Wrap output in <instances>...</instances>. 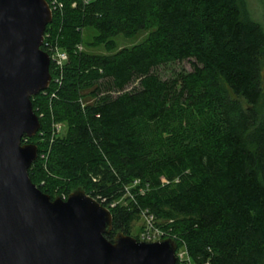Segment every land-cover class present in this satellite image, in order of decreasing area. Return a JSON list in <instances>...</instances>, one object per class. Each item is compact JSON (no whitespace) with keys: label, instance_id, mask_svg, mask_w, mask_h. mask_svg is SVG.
I'll return each instance as SVG.
<instances>
[{"label":"trees","instance_id":"trees-1","mask_svg":"<svg viewBox=\"0 0 264 264\" xmlns=\"http://www.w3.org/2000/svg\"><path fill=\"white\" fill-rule=\"evenodd\" d=\"M53 1L42 50L51 55L49 42L68 60L62 71L51 63L49 89L32 98L41 123L35 137L23 140L38 147L32 183L52 199L82 189L106 205L131 186L144 195L108 205V240L131 235L148 210L169 222L160 228L172 233L190 264H263L264 28L243 1ZM87 29L113 54L79 52ZM142 32L149 34L143 43L116 52L115 37ZM183 61H193V70L181 80L155 72ZM197 111L208 117L196 122ZM55 123L66 125L64 135L53 131Z\"/></svg>","mask_w":264,"mask_h":264},{"label":"water","instance_id":"water-1","mask_svg":"<svg viewBox=\"0 0 264 264\" xmlns=\"http://www.w3.org/2000/svg\"><path fill=\"white\" fill-rule=\"evenodd\" d=\"M53 11L47 0H0V264H176L173 238L141 242L82 189L52 199L29 176L41 129L32 98L49 89L42 50Z\"/></svg>","mask_w":264,"mask_h":264},{"label":"rangeland","instance_id":"rangeland-1","mask_svg":"<svg viewBox=\"0 0 264 264\" xmlns=\"http://www.w3.org/2000/svg\"><path fill=\"white\" fill-rule=\"evenodd\" d=\"M243 4V10L246 11L248 16L258 22L263 28H264V0H242ZM96 33L93 29H87L84 32V44L78 46V51L79 52H84V54L88 55H93V56H110L113 54V52H108L105 49L104 45H98L94 41ZM148 32H142L137 36L134 37H124V36H118L114 38V41L116 42V52L124 49V48H132L135 45L143 43L147 38H148ZM59 50H63L64 52L65 49L58 47ZM115 53V52H114ZM75 63V60L72 61ZM193 61H183V62H175V63H169V64H164L162 66H159L156 68L155 72L156 74L159 75V77L163 80H181L182 76H184L187 73L192 72L193 70ZM74 66V65H73ZM260 77H261V86H262V91H263V96H264V48L262 50L261 54V59H260ZM137 83L131 85L128 90H131L132 88L136 87ZM225 89H227V92L234 98V95L231 93V91L226 88V86L223 85ZM89 103L94 102V98L92 96L88 97ZM85 100H82L83 106H85ZM88 103V104H89ZM198 116L196 117L195 115V121L197 122L201 120L202 117H208V114L205 113V111H197ZM53 131L57 132L58 134L64 135L66 133V125L64 123H55L52 126ZM39 143L40 145H43L46 140L43 137V134L39 136ZM96 181V179H95ZM122 196L121 198L114 203L111 204H104L107 203L106 199L102 200V205L108 209V205L110 207H114L116 204H121L123 206L128 205L130 202L136 203L137 196L140 194L144 195L142 190H136V192H132V187L131 186H125V189H123ZM57 198V196H55ZM66 199V198H64ZM152 215L149 213L148 210H144L141 212V215L132 223L131 227V235L134 237L136 240L138 238L136 237L137 235L141 236L143 230L148 226V220L149 216ZM153 216V215H152ZM154 217V216H153ZM169 222L164 219H155L153 221V225L155 228L163 230L167 232L166 230L160 228L166 226ZM169 234V237L174 238L172 236L171 232H167ZM141 241V240H140ZM178 254L181 258V264H190L188 259L186 258V255L184 254V249L181 248L178 251ZM183 256V257H182ZM264 264V263H263Z\"/></svg>","mask_w":264,"mask_h":264},{"label":"built area","instance_id":"built-area-1","mask_svg":"<svg viewBox=\"0 0 264 264\" xmlns=\"http://www.w3.org/2000/svg\"><path fill=\"white\" fill-rule=\"evenodd\" d=\"M51 2V0H50ZM49 3L52 11H54L57 8V3L56 1H53ZM46 36V34H45ZM44 36V43H45V39L46 37ZM47 38H49V35H47ZM43 43V44H44ZM46 47L50 50L51 52V63H54L55 69L62 71L65 62H67L68 60V55L66 52H64L63 50H59L58 47H53L51 46V44L49 42L46 43ZM41 158H45V155L43 154ZM137 183V182H135ZM148 220V226L145 228V230L142 232L141 236H140V240L141 242H157V241H161L164 239H168V238H172L169 237V234L163 230L157 229L154 227L153 225V221H154V217L152 215L149 216ZM179 251V249H178ZM177 251V259L181 261V258L178 254ZM184 254L186 255V252L184 251ZM183 257V256H182Z\"/></svg>","mask_w":264,"mask_h":264}]
</instances>
